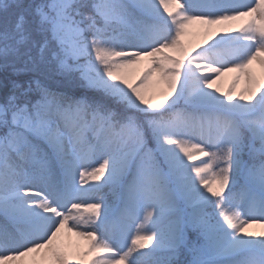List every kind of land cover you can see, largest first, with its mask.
<instances>
[{
    "label": "snow or ice",
    "instance_id": "6c2138e0",
    "mask_svg": "<svg viewBox=\"0 0 264 264\" xmlns=\"http://www.w3.org/2000/svg\"><path fill=\"white\" fill-rule=\"evenodd\" d=\"M253 225L264 0H0V264H264Z\"/></svg>",
    "mask_w": 264,
    "mask_h": 264
},
{
    "label": "rangeland",
    "instance_id": "374dc122",
    "mask_svg": "<svg viewBox=\"0 0 264 264\" xmlns=\"http://www.w3.org/2000/svg\"><path fill=\"white\" fill-rule=\"evenodd\" d=\"M195 29H196V26H193L190 30H195ZM221 34H224V33H221ZM205 39H207V37L204 35V32H203V35H200V36H195L194 34L191 33L189 36L185 37V43L189 45V48H191V47H194L197 44L202 43ZM209 42H211V40H209ZM145 65H146V62H142L141 63V66H138L135 69L129 70L132 73V78L133 79H135L136 76L139 75V73L142 70H144ZM234 75H235L234 73H226L224 75L225 80H227L226 81L227 82L226 83L227 84L226 89H224V90L222 89V87H221L222 84L220 86H216V87H219L222 91H226L228 89L229 85L231 84L232 77ZM242 85H243V81L241 80V82L239 84H237L236 89H235V91L237 93L239 92L238 88L241 87ZM154 98H156V99L159 98V96H158V90L155 91ZM93 183H97V182L96 181H92V180H88L87 183L85 184V187H87L88 184H93ZM104 192L106 193L107 192V189H105Z\"/></svg>",
    "mask_w": 264,
    "mask_h": 264
},
{
    "label": "bare ground",
    "instance_id": "6f19581e",
    "mask_svg": "<svg viewBox=\"0 0 264 264\" xmlns=\"http://www.w3.org/2000/svg\"><path fill=\"white\" fill-rule=\"evenodd\" d=\"M198 27V28H197ZM190 32L192 34H194L195 36H200V35H203V30L199 27V26H196V29L195 30H190ZM141 66V65H139ZM227 80H225L224 76L220 77L219 80H217L216 84L214 85V87L216 86H220L221 84V87L222 89H226L227 87ZM243 87V85L241 87L238 88V90L240 91V89ZM247 231H251V232H260V231H264V229L256 226V225H253L251 227H249L248 229H246Z\"/></svg>",
    "mask_w": 264,
    "mask_h": 264
}]
</instances>
